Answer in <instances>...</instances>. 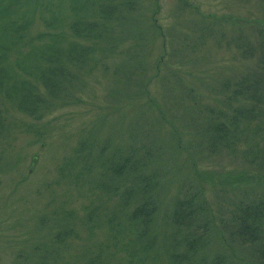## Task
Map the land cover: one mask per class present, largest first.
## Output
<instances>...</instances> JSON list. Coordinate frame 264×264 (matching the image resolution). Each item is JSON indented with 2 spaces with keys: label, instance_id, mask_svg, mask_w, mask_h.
Wrapping results in <instances>:
<instances>
[{
  "label": "rangeland",
  "instance_id": "1",
  "mask_svg": "<svg viewBox=\"0 0 264 264\" xmlns=\"http://www.w3.org/2000/svg\"><path fill=\"white\" fill-rule=\"evenodd\" d=\"M0 25V264H258L264 238L238 231L256 205L264 233V0H22ZM54 35L61 53L91 50L62 59L50 97L29 50ZM244 77L262 100L230 121L253 102L225 100ZM23 79L38 118L4 90ZM142 182L151 212L134 228Z\"/></svg>",
  "mask_w": 264,
  "mask_h": 264
},
{
  "label": "trees",
  "instance_id": "2",
  "mask_svg": "<svg viewBox=\"0 0 264 264\" xmlns=\"http://www.w3.org/2000/svg\"><path fill=\"white\" fill-rule=\"evenodd\" d=\"M22 0H9L7 1L5 4H3L0 8V17H3L5 15L8 14L9 12V8L10 6L12 7H18V5H21ZM72 7V6H71ZM73 9H75V7H72ZM76 10V9H75ZM102 13V12H101ZM100 13V14H101ZM104 13H102L101 15H103ZM105 14H107V12H105ZM6 26L9 25H0V36L1 34L6 36L7 39L9 38V36L11 37V32H9V29L6 28ZM70 28L71 31L74 34H82L83 36H88L90 37V28L83 22H81L80 19H74L73 22L70 24ZM13 33L15 34L17 31V27L16 29H13ZM18 30L21 31L23 30V26H18ZM17 34V33H16ZM18 36H20L19 34H17ZM17 35H15V38L17 37ZM51 35V34H49ZM56 35L54 36H50L51 39L55 38ZM57 39H53V42L48 43L46 45H44L42 48H34L29 50V54L32 55L34 57L33 62L30 65H34V73H37L36 77L34 78L35 80H37L38 82H40L42 84V86L44 87V89L46 90V94H48L50 97H55V90H59L62 87V84L66 81H68L69 79H67V77L65 76L66 72H64L65 70L62 68V59L63 60H67L69 63L74 64L75 66H82L86 61H87V56H85V54L87 53V51L91 50V46L83 47V46H79L76 45L74 42H71L72 44L69 45V49H67V51L65 53H61V51H59V48L55 45V41ZM59 40H57L58 42ZM261 65L260 68L262 69V72H264V39H262L261 42ZM260 47V46H259ZM0 49L3 51V48L0 47ZM109 49H112V46H109ZM1 56V53H0ZM44 65H41V64ZM29 64V63H28ZM29 65V66H30ZM136 68V65H135ZM138 68V66H137ZM132 69V68H130ZM129 71L131 73H133L132 70ZM26 71V70H25ZM31 71V72H30ZM28 72L32 73V69L29 70ZM124 75H126V71L123 72ZM261 76H258L257 74L254 75L255 79L254 81H261L263 83L264 81V73L260 74ZM6 76L5 70L0 67V89L3 86L2 83V79ZM125 81V80H124ZM244 81H246L245 77L243 79H241L238 82L237 87H235L234 89H232L230 92H226V82H223V84L221 83L220 86L222 87V91L227 94L225 96V100L229 103L230 101H235L241 98V96L246 95L247 97H243L241 100H252V104L250 105V108H245L244 112L241 109L238 108H234L233 109V114L231 117L230 121H233L235 119H239V117L243 118L245 121L246 120H250L251 118L254 117V106L253 105H257L259 103V101L261 102V98L259 95V92H257V85H253L252 84H248L246 82V84L244 85ZM19 86H9V87H5L4 90L6 92V94H8L9 96L14 97L17 102V106L18 108L29 114V115H33L34 117L38 118L40 117V109L43 106V103H45V99L41 98L39 96H36L35 94H33L30 89L28 88V82L26 80H20L19 82ZM21 85V88H20ZM140 86V85H139ZM249 90L244 92L243 89H248ZM28 90V91H27ZM147 94V93H146ZM126 95L129 96V98L131 97L128 93H126ZM149 100H151V98H149ZM229 100V101H228ZM256 107V106H255ZM254 111V112H253ZM212 126H215L217 124H211ZM215 129V128H213ZM212 129V130H213ZM222 134L225 135V133L223 132ZM222 136V135H220ZM223 140L226 141V138L224 137ZM144 181V179H143ZM141 185H135L134 187L136 188H140L141 189V199H143L142 203H140L134 210L133 215L131 217V220H128L129 223L132 225V227L136 228L135 226V218L140 217L142 223H144L145 221L148 220V216L149 213L151 212V207L148 206V204H150L151 198H150V194H148L147 192V185L144 184L143 182L140 183ZM256 205H254L253 207H251V209H248V207H245L244 209H242V211L244 212L245 218L242 219L243 223L239 226L240 229L238 232L244 233V234H248L249 235V239L253 240L255 239H263V234L264 233H259L258 230V221L259 220V216L257 214L258 211ZM261 214L264 215V211H260ZM187 213V216L189 218H194L191 214V210H189ZM140 215V216H138ZM247 217H250V220L248 222ZM181 220V219H180ZM178 221L176 225H180L182 224V221ZM256 234H250L249 232H253L256 231ZM263 232V231H261ZM176 235V233H174V236ZM137 240V238H135ZM182 241L185 242V237H182L181 239ZM188 249H190L188 247ZM251 258L253 261H257L258 264H264V243L260 246V248H251ZM190 255V253H189ZM173 256V254H172ZM258 256H260L261 258H259ZM186 258V257H185ZM174 264H176L175 259H173Z\"/></svg>",
  "mask_w": 264,
  "mask_h": 264
}]
</instances>
